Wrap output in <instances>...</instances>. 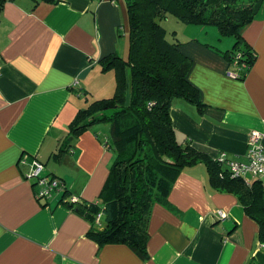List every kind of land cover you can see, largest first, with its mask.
I'll return each instance as SVG.
<instances>
[{"label":"crops","instance_id":"1","mask_svg":"<svg viewBox=\"0 0 264 264\" xmlns=\"http://www.w3.org/2000/svg\"><path fill=\"white\" fill-rule=\"evenodd\" d=\"M180 28L179 49L193 61L188 79L205 108L173 101L177 140L213 159L224 153L246 161L253 130L263 132L264 146V4L243 31L256 53L244 79L229 75L224 52L232 39L222 41L207 25ZM128 46L126 0L6 2L0 13V264H264L257 221L235 195L210 185L202 163L179 174L169 194L172 208L153 206L147 259L124 243L101 244L91 223L64 203L66 196L98 200L109 176L115 155L97 124L61 143L85 102L113 96L115 71H104L102 61L125 55ZM35 159L44 163L41 175L58 177L62 189L37 195L28 177ZM217 209L227 217L218 218ZM104 224L101 219L98 227Z\"/></svg>","mask_w":264,"mask_h":264},{"label":"trees","instance_id":"2","mask_svg":"<svg viewBox=\"0 0 264 264\" xmlns=\"http://www.w3.org/2000/svg\"><path fill=\"white\" fill-rule=\"evenodd\" d=\"M7 1L0 0V13ZM263 4L264 0H126L128 58L112 54L102 61L104 71H115V93L79 109L61 143L63 148L96 124H110L111 139L106 145L115 159L99 199L72 201L66 190L64 201L91 223V235L101 244L124 243L147 259L153 206L162 203L172 208L169 194L177 177L184 168L202 163L210 185L235 195L257 221L264 245L262 180L249 184L243 176H232L225 164L177 140L171 118L173 101L184 99L200 110L205 104L188 79L192 59L180 51L181 42L168 40L161 24L173 15L184 23L215 25L221 36H234V45L224 55L236 78L244 79L256 53L243 31ZM99 213L105 222L102 229Z\"/></svg>","mask_w":264,"mask_h":264},{"label":"built area","instance_id":"3","mask_svg":"<svg viewBox=\"0 0 264 264\" xmlns=\"http://www.w3.org/2000/svg\"><path fill=\"white\" fill-rule=\"evenodd\" d=\"M229 75L237 77L236 73L233 71H229ZM262 141L263 132L253 130L249 135V146L246 161L231 159L224 153L216 157L215 160L228 166L232 176H243L248 182V175L262 178L264 177V146ZM43 169L44 163L35 159L32 163V171L28 174V177L33 178L39 187V191L37 193L39 197H47L52 193V191L62 189L64 186L63 181L57 177H52L50 179L43 177L41 175ZM69 199L76 201L78 198L73 196ZM216 215L220 219H225L227 217V213L223 209H217ZM101 217L102 215L99 213L97 220L100 221Z\"/></svg>","mask_w":264,"mask_h":264},{"label":"rangeland","instance_id":"4","mask_svg":"<svg viewBox=\"0 0 264 264\" xmlns=\"http://www.w3.org/2000/svg\"><path fill=\"white\" fill-rule=\"evenodd\" d=\"M161 24L162 26L165 28V30L167 31V38L169 41L171 42H177L180 38V34L182 33V30L180 27H183L184 25H186V23H184L182 20L178 19L177 17L173 16V15H168L166 18H163L161 20ZM208 27H214V29H216L218 31V28L215 25H207ZM219 39H221L222 41H227L228 39H232V45L231 47L234 45L235 42V38L232 35H228V36H221L220 32H219ZM129 55V46L128 49L125 53V55H122L123 58H128ZM94 100L97 99H92L89 102H85L87 106L89 103L93 102ZM86 101V100H85ZM96 130L100 131L103 138H105V136H108L110 139V124L108 123H98L96 126Z\"/></svg>","mask_w":264,"mask_h":264}]
</instances>
